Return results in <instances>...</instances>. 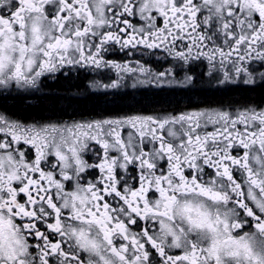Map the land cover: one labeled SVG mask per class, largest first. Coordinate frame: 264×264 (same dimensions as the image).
I'll return each mask as SVG.
<instances>
[{
	"label": "snow or ice",
	"instance_id": "6c2138e0",
	"mask_svg": "<svg viewBox=\"0 0 264 264\" xmlns=\"http://www.w3.org/2000/svg\"><path fill=\"white\" fill-rule=\"evenodd\" d=\"M0 264H264V0H0Z\"/></svg>",
	"mask_w": 264,
	"mask_h": 264
}]
</instances>
